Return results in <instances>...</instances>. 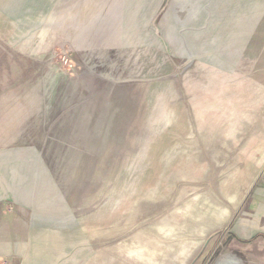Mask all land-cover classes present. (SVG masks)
<instances>
[{"label":"rangeland","instance_id":"1","mask_svg":"<svg viewBox=\"0 0 264 264\" xmlns=\"http://www.w3.org/2000/svg\"><path fill=\"white\" fill-rule=\"evenodd\" d=\"M262 76L263 0H0V264H262L218 209L247 181ZM226 109L231 147H151Z\"/></svg>","mask_w":264,"mask_h":264},{"label":"crops","instance_id":"2","mask_svg":"<svg viewBox=\"0 0 264 264\" xmlns=\"http://www.w3.org/2000/svg\"><path fill=\"white\" fill-rule=\"evenodd\" d=\"M248 1V0H247ZM250 1V0H249ZM264 3V0H263ZM252 82H256V98H257V108H259L264 103V76H262L260 79L252 80ZM229 95V93H228ZM231 95V94H230ZM249 94H245L244 96H238L236 98H247ZM227 97V93L225 94V98ZM229 97V96H228ZM232 111H226L224 112V123L218 124L217 122H220V118L218 115L211 117V124L208 126L205 125H199L198 128L192 127L190 124H185L183 122V125H179L177 122L169 123L164 130L167 132H172L173 134H176L177 138L170 139L166 136L164 137L161 135V143L154 142V144L151 145V147H163L166 148H172V147H183L185 148V144L187 145L192 137H196L194 139L195 146L197 145V138H203L207 139L208 143L205 142L203 146H217L218 144H221L220 146L226 145L227 147H231L232 144H226L228 142L229 137L234 136L239 130L238 128H233L234 124V116L231 113ZM263 117L259 120L256 130H255V137H253L249 143H246L245 150L241 153V156L239 158L240 167L236 170V178L243 180L246 179L247 181H240L239 185L235 187V190L232 192H229L231 197L227 196V199H229V203L227 205H220L218 209H221L225 211L223 212V216L221 218L225 217L227 218L226 224H223L225 226L226 232L228 231L229 235L236 237V239L240 240L242 243L246 244H254L257 250V256L261 259L262 257V264H264V109L262 111ZM242 114L244 112L242 111ZM238 114H236L237 116ZM240 119V122L242 121V116L238 115L235 120L237 121ZM163 123H160L162 125ZM162 128V127H161ZM153 128L150 129V131ZM242 129V126L240 127V130ZM163 131V129H162ZM168 135V134H167ZM194 135V136H193ZM213 139V142L212 140ZM146 140V139H145ZM151 140V139H150ZM164 141V142H163ZM183 142V144L181 143ZM196 142V143H195ZM185 143V144H184ZM193 143V142H192ZM160 144V145H159ZM150 145V144H148ZM147 142L145 141V146H148ZM185 146V147H184ZM190 146V145H189ZM186 150L174 152V150H169L167 152V159L169 160L170 157L172 159L171 162L173 163L172 167H169L170 165H166V172L169 174H178L179 176H184L186 172V164L192 163L193 161H189V159H186L184 156H186L185 152ZM188 153V152H187ZM175 156V158H173ZM182 156V157H180ZM147 161V159H146ZM169 162V161H168ZM175 165V166H174ZM169 170V172L167 171ZM228 193V191H225ZM136 194H132L133 197ZM248 196L251 197L252 202L250 204H246L245 201L248 198ZM228 202V201H227ZM202 202H200L198 205H201ZM205 204V203H204ZM214 204V203H213ZM215 210L218 207L216 204H214ZM248 206V209L250 211L256 212L257 221L256 223H253L252 225H244V213H242L245 209V207ZM213 209V210H214ZM217 212V211H216ZM211 214L212 219H214L213 226L214 229H216L217 219L220 218L219 214ZM240 212V214H238ZM246 246V245H245ZM249 250V247L247 248ZM249 256V255H248ZM17 258H21L22 256H16ZM250 257V256H249ZM46 255H43L42 259H46ZM47 261L44 264H58V261H54V263ZM42 264V263H39Z\"/></svg>","mask_w":264,"mask_h":264},{"label":"bare ground","instance_id":"3","mask_svg":"<svg viewBox=\"0 0 264 264\" xmlns=\"http://www.w3.org/2000/svg\"><path fill=\"white\" fill-rule=\"evenodd\" d=\"M214 264H242V262L235 256L226 255L218 258Z\"/></svg>","mask_w":264,"mask_h":264}]
</instances>
